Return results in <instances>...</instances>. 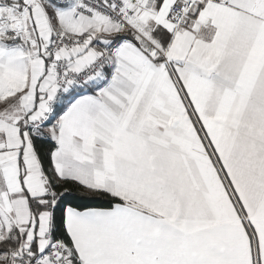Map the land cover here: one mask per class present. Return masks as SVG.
Masks as SVG:
<instances>
[{"label": "snow or ice", "instance_id": "6c2138e0", "mask_svg": "<svg viewBox=\"0 0 264 264\" xmlns=\"http://www.w3.org/2000/svg\"><path fill=\"white\" fill-rule=\"evenodd\" d=\"M0 264H264V0H0Z\"/></svg>", "mask_w": 264, "mask_h": 264}]
</instances>
